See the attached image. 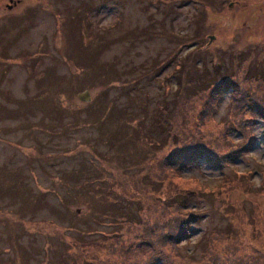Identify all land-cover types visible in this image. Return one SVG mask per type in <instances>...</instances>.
<instances>
[{"label":"rangeland","instance_id":"374dc122","mask_svg":"<svg viewBox=\"0 0 264 264\" xmlns=\"http://www.w3.org/2000/svg\"><path fill=\"white\" fill-rule=\"evenodd\" d=\"M263 108L264 0H0V264H264Z\"/></svg>","mask_w":264,"mask_h":264},{"label":"trees","instance_id":"16d2710c","mask_svg":"<svg viewBox=\"0 0 264 264\" xmlns=\"http://www.w3.org/2000/svg\"><path fill=\"white\" fill-rule=\"evenodd\" d=\"M191 53H193V51H191ZM185 67V65H183L181 68H184ZM217 72H219V71H217ZM249 73V71H246V75ZM218 74V73H217ZM245 75V76H246ZM210 81L212 82L213 80H209V82H208V84L210 83ZM214 83H216V81L214 82ZM207 84V85H208ZM227 89V88H226ZM223 90H225V89H223ZM223 94V93H222ZM237 94H236V91H235V96H236ZM219 95H217V97H218ZM221 100V98H216L215 100H214V102H213V106H212V109H211V111L213 110L214 112L216 111V109H217V107L219 106L218 104H219V101ZM264 109V108H263ZM259 113H261L262 115H263V117H264V111L263 112H259ZM210 118H213V115L211 114L210 115ZM231 131H233L232 130V128L230 127V126H227L226 128H225V133L223 134V140L225 141L224 143H222L223 144V146H225V147H227L226 146V144L228 143V144H234L235 143V140L233 139V137L230 135V132ZM247 147H249V146H247ZM231 148V147H230ZM243 149H238L237 151H234L233 149H230V152H225L224 153V155L221 157V158H218V159H216L217 161L216 162H214V163H218L219 165H217V168H222V167H224V166H227L228 164H231V161L229 162V159H231V156L232 155H235V154H239V153H241V151H242ZM247 151V150H246ZM204 152H205V149H203V148H201V149H199V148H192V149H189L188 151H186L185 153L186 154H188V155H191L192 154V156H191V160L192 159H196L197 160V156L200 154H204ZM179 158H177L176 160H177V162H169L168 164L172 167V166H174L175 168H174V170H175V172L178 174V175H181L182 174V172H183V170H184V168H188V169H190V168H195V167H201L200 166V162H194V163H190V165H187V163H189L186 159H183V162H179L180 160H181V158L178 160ZM190 160V161H191ZM198 161V160H197ZM199 163V164H198ZM188 166V167H187ZM212 169H214V168H212ZM196 191H198V193H200L199 192V188H196V189H194V191H193V193L194 192H196ZM178 207L179 208H181L182 210H184L185 208H186V204H185V202L183 201L182 203L180 202V201H178ZM233 208H234V206H233ZM233 208H231V212H232V214L234 213V211H233ZM236 211V210H235ZM237 211H238V209H237ZM236 211V212H237ZM184 216H183V221H182V223L180 224V227H181V231H180V233L178 232V230H177V232L176 233H172V232H168L167 234H165L164 235V238L161 240V247H163L165 244H173L172 245V247H173V249H177L178 247H179V240H182V239H188L189 237H190V234H191V232H190V228H191V222H190V220L189 219H191V220H193V219H195V217H193V216H191V213L189 214L188 213V211H186V210H184ZM188 217V218H187ZM171 231V230H170ZM189 232H190V234H189ZM162 257V256H161ZM161 257H157V260H161ZM147 264H154V262H153V259L151 260V261H148L147 262Z\"/></svg>","mask_w":264,"mask_h":264},{"label":"water","instance_id":"95a60500","mask_svg":"<svg viewBox=\"0 0 264 264\" xmlns=\"http://www.w3.org/2000/svg\"><path fill=\"white\" fill-rule=\"evenodd\" d=\"M210 39L212 40L213 37L211 36ZM85 96V97H84ZM79 99L87 101L88 100V94L86 91H83L82 93L78 94Z\"/></svg>","mask_w":264,"mask_h":264}]
</instances>
